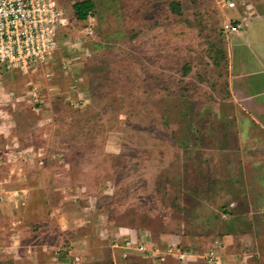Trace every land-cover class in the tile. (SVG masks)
<instances>
[{"label": "rangeland", "instance_id": "1", "mask_svg": "<svg viewBox=\"0 0 264 264\" xmlns=\"http://www.w3.org/2000/svg\"><path fill=\"white\" fill-rule=\"evenodd\" d=\"M63 1L47 63L0 84L13 203L43 211L71 264H123L128 240L177 263L218 241L220 264H264V118L232 93V0H93L83 22Z\"/></svg>", "mask_w": 264, "mask_h": 264}, {"label": "crops", "instance_id": "2", "mask_svg": "<svg viewBox=\"0 0 264 264\" xmlns=\"http://www.w3.org/2000/svg\"><path fill=\"white\" fill-rule=\"evenodd\" d=\"M236 1L234 9L241 22H236L240 28L235 34L245 37L243 40L246 42L241 46H238L240 43L237 45L238 50L244 48L245 52L242 50L241 53L244 54L236 55L240 72H233L232 93L237 101L243 102L244 106L253 112V116L264 118V0ZM250 44L258 50L259 56L251 51ZM229 48H232L231 43ZM249 52L251 54L247 56ZM233 62L235 61H232V66ZM9 179L10 176L7 175L0 178V264H71L70 256L64 254L60 259V255L53 252L56 238H53L50 230H46L43 211L41 216L36 215L34 209L29 207L28 199L22 196L19 198L22 200L20 204L13 203L18 199H14L12 186L7 184ZM24 187L21 190L26 191L28 195L32 190ZM36 222H42V227L34 228ZM232 238V235H227L223 239L229 243ZM217 245L211 244L206 250V257H192L194 255L190 253L188 258L178 263L173 254L164 253L162 257L151 258L134 250L130 251L129 258L120 260L123 264H202L200 261L204 262L203 264H220L218 255L221 243L217 241ZM210 256L213 259L210 260Z\"/></svg>", "mask_w": 264, "mask_h": 264}, {"label": "built area", "instance_id": "3", "mask_svg": "<svg viewBox=\"0 0 264 264\" xmlns=\"http://www.w3.org/2000/svg\"><path fill=\"white\" fill-rule=\"evenodd\" d=\"M236 5V0L228 3L230 8ZM66 11L63 0H0V84L13 72H28L47 63L69 23ZM224 28L237 32L240 26L230 23ZM121 249L123 259L133 250L149 256L156 251L153 244L133 240L124 242Z\"/></svg>", "mask_w": 264, "mask_h": 264}, {"label": "trees", "instance_id": "4", "mask_svg": "<svg viewBox=\"0 0 264 264\" xmlns=\"http://www.w3.org/2000/svg\"><path fill=\"white\" fill-rule=\"evenodd\" d=\"M75 18L78 21H86L95 12V3L93 0H76L72 5ZM236 25L235 23H232ZM177 249V247H175ZM142 255H147L142 253Z\"/></svg>", "mask_w": 264, "mask_h": 264}]
</instances>
